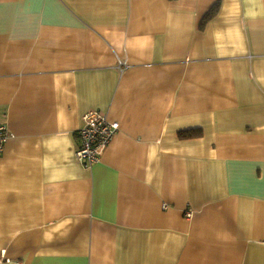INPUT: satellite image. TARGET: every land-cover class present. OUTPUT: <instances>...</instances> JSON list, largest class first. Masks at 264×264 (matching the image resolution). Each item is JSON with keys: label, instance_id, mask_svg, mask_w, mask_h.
I'll list each match as a JSON object with an SVG mask.
<instances>
[{"label": "crops", "instance_id": "obj_1", "mask_svg": "<svg viewBox=\"0 0 264 264\" xmlns=\"http://www.w3.org/2000/svg\"><path fill=\"white\" fill-rule=\"evenodd\" d=\"M0 124V264H264V0H0Z\"/></svg>", "mask_w": 264, "mask_h": 264}, {"label": "built area", "instance_id": "obj_2", "mask_svg": "<svg viewBox=\"0 0 264 264\" xmlns=\"http://www.w3.org/2000/svg\"><path fill=\"white\" fill-rule=\"evenodd\" d=\"M82 119L83 125L77 132L80 145L75 151V156L83 167L90 168L99 160L101 153L118 131L119 124L108 120L104 112L92 109L86 111ZM9 137L8 127L0 124V153L4 150Z\"/></svg>", "mask_w": 264, "mask_h": 264}, {"label": "trees", "instance_id": "obj_3", "mask_svg": "<svg viewBox=\"0 0 264 264\" xmlns=\"http://www.w3.org/2000/svg\"><path fill=\"white\" fill-rule=\"evenodd\" d=\"M212 14V12H210L209 14L206 15V17L210 16Z\"/></svg>", "mask_w": 264, "mask_h": 264}]
</instances>
